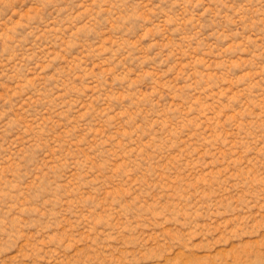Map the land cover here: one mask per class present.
I'll list each match as a JSON object with an SVG mask.
<instances>
[{"label": "rangeland", "instance_id": "obj_1", "mask_svg": "<svg viewBox=\"0 0 264 264\" xmlns=\"http://www.w3.org/2000/svg\"><path fill=\"white\" fill-rule=\"evenodd\" d=\"M0 264H264V0H0Z\"/></svg>", "mask_w": 264, "mask_h": 264}]
</instances>
